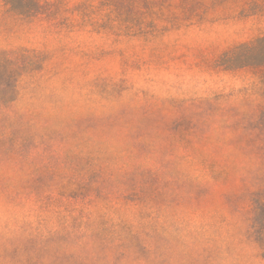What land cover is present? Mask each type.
<instances>
[{"label":"rangeland","instance_id":"1","mask_svg":"<svg viewBox=\"0 0 264 264\" xmlns=\"http://www.w3.org/2000/svg\"><path fill=\"white\" fill-rule=\"evenodd\" d=\"M218 1L41 0L25 18L0 0V50L43 60L6 103L25 139L0 149V264H264L246 238L264 225V60L219 62L264 34V0ZM111 18L134 31L105 34ZM189 113L200 140L173 141ZM131 229L148 246L121 244Z\"/></svg>","mask_w":264,"mask_h":264},{"label":"trees","instance_id":"2","mask_svg":"<svg viewBox=\"0 0 264 264\" xmlns=\"http://www.w3.org/2000/svg\"><path fill=\"white\" fill-rule=\"evenodd\" d=\"M18 6H13L12 10L14 14L23 16L25 18L29 16H36L32 14V11H37L41 7V0H18ZM226 0L218 1L222 2ZM235 1V0H234ZM5 7L12 4V0H2ZM212 4L217 3V0H210ZM114 21L121 23L120 26L115 27ZM95 23H97L95 21ZM128 22L125 20H113L108 19L106 24L102 27L105 34L118 36L123 34V31L132 32L134 31V26L128 25ZM130 34V33H127ZM118 39H115L114 42H118ZM264 60V34L260 35L250 41L242 42L236 44L232 47H229L221 53L219 62L222 65H225L227 68H243V67H252L262 69L261 62ZM43 60L40 58V54L35 50H24L16 49L12 51L0 50V78H4L3 82H0V149L6 143L13 142L12 149H19V145L25 136L22 132H18V129L14 128L12 124L15 123L14 116L8 106L7 101L9 97L15 91L16 84L18 79L23 75H34L37 72V65L42 64ZM229 97H219L218 106H222V102H226ZM33 116L40 114V111H36L34 108L30 110ZM187 120V125L179 124L174 133L171 135L173 141L181 142L184 144H194L200 140V136L197 133L196 124L194 119V114L189 113L185 115ZM197 121V120H196ZM258 142L264 145V139L257 138ZM8 186V183L7 185ZM259 197L257 200L253 201L254 214L259 210L260 216L264 217V196L262 195V189L257 191ZM34 197H37V192L29 193ZM12 200H18L23 198L20 194V191L15 187L14 194L10 195ZM249 221V220H248ZM68 230V229H67ZM71 231L74 230V227L70 228ZM42 238H47L48 236L54 237L59 234V228L56 226L54 228H45L41 230ZM77 235L84 237L86 235L97 234V229L95 226L88 224L87 222L82 223L79 228H76L73 231ZM246 238L250 239L253 244L257 245L260 251L261 258H264V225L260 224V218L251 219L246 227ZM121 240V244L124 245L132 244V242L138 241L144 246H148L145 239L140 238L138 232L134 230H124L121 233L116 234ZM33 236L28 235L26 240L32 238ZM23 250L19 249L18 254L25 262L31 261L33 259L32 253L26 248L21 247ZM18 250V249H17Z\"/></svg>","mask_w":264,"mask_h":264}]
</instances>
